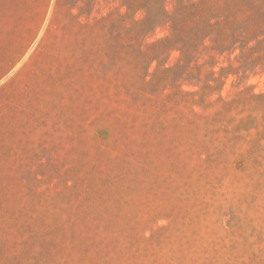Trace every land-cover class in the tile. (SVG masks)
Instances as JSON below:
<instances>
[{
	"label": "rangeland",
	"instance_id": "obj_1",
	"mask_svg": "<svg viewBox=\"0 0 264 264\" xmlns=\"http://www.w3.org/2000/svg\"><path fill=\"white\" fill-rule=\"evenodd\" d=\"M3 1L0 264H264V0Z\"/></svg>",
	"mask_w": 264,
	"mask_h": 264
},
{
	"label": "crops",
	"instance_id": "obj_2",
	"mask_svg": "<svg viewBox=\"0 0 264 264\" xmlns=\"http://www.w3.org/2000/svg\"><path fill=\"white\" fill-rule=\"evenodd\" d=\"M2 2L4 1L0 0V3ZM19 4L20 3H18V6L12 7L11 11L14 12L13 13L14 18L11 20L10 28H8L9 34L6 36V37H9V39H12V41L10 44L9 43L7 44V47L4 50L0 51V70L6 71L5 74L2 75V77L6 76L7 73H9V71H12L13 69H15L17 65L20 64L24 60V57L27 55L32 45V41H27L25 43L23 42V38H24L23 34H20V36L18 35L19 34L18 27L20 25L22 27V23L26 21L28 17V13L24 11L22 5H19ZM46 7L43 8L44 14L47 11ZM0 10L1 11L6 10V8L2 5L0 6ZM27 11H28V8H27ZM23 12H25V17L22 16ZM37 32L38 31L35 32L33 37H36ZM16 46L19 47L18 52H16V49H17ZM24 47L26 48L24 49Z\"/></svg>",
	"mask_w": 264,
	"mask_h": 264
}]
</instances>
